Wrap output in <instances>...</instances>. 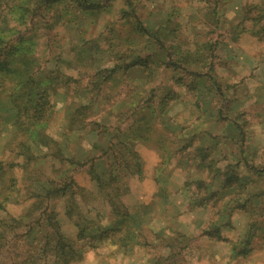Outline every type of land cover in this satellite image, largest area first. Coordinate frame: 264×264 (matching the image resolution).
Listing matches in <instances>:
<instances>
[{"label":"rangeland","instance_id":"1","mask_svg":"<svg viewBox=\"0 0 264 264\" xmlns=\"http://www.w3.org/2000/svg\"><path fill=\"white\" fill-rule=\"evenodd\" d=\"M136 2L157 36L160 28L163 45L134 35L129 38L122 29L121 12L126 10L123 0H112L105 11L78 22L64 20L54 30H49L54 12L50 9L33 41L41 70L58 66L75 79L67 90L53 95L52 118L46 132L65 146L70 144L67 152L81 159L99 155L90 149L95 143L105 148L109 140L94 132L75 135L67 127L71 112L85 103L82 88L90 73L97 72L76 59L85 56L79 45L100 34L109 38L113 35V43L123 40L131 48H140L126 57L127 63L133 58L145 59L153 70L147 74L149 70L134 69L118 77L117 85L105 84L89 119L94 123L109 120L113 129L120 127L121 142L132 148L144 164L143 178L129 179L130 192L125 201L133 208L140 206L134 225L142 227L143 243L147 245L134 244L124 253L118 248L114 234L108 231L114 218L106 204L93 200L95 186L86 175V167H80L75 179L86 189L84 199L76 197L87 218L82 225L102 242L93 241L96 249L88 250L79 264H157L159 256L163 259L158 264H264V12H258L257 18L246 14L248 7L261 2L231 0L225 9L218 8L220 14L216 17L204 1ZM26 28L31 30L29 24ZM110 28L115 30L112 34ZM29 30L24 37L30 35ZM23 34L24 28L18 29L11 38ZM213 50L214 60L203 62L207 52ZM206 64L215 67V78L227 94L224 102L208 91L209 76L203 77ZM110 66L108 59L107 65L103 61L96 64L97 70H103L102 76L110 73ZM11 76L0 78L1 93L12 90ZM147 76L149 86L145 84ZM192 81L196 82L195 90L189 87ZM197 82L206 87L201 89ZM151 89L155 113L140 111V115L137 112L138 116L130 117L137 110L136 101L148 98ZM132 90L136 92L131 97ZM169 92L175 95L168 96ZM1 95L4 112L0 120V160L4 161L9 159L14 143L9 127L13 111L8 96ZM142 113L147 116L145 126L134 122ZM50 162L45 165L47 172L56 164ZM103 164V160L96 161L98 166ZM15 173L21 180L22 171ZM185 182L193 183L182 189ZM193 194L196 202L190 201ZM54 204L64 234L73 237L76 228L64 215L63 201ZM25 208L22 204L8 205L14 216ZM174 232L183 235L185 243L182 251L177 249L178 255L169 258L164 241L173 238Z\"/></svg>","mask_w":264,"mask_h":264},{"label":"trees","instance_id":"2","mask_svg":"<svg viewBox=\"0 0 264 264\" xmlns=\"http://www.w3.org/2000/svg\"><path fill=\"white\" fill-rule=\"evenodd\" d=\"M111 1L0 0V78L11 74L13 86L12 92L6 90L0 92V120L4 112L1 107L3 101L1 94H5L13 111L9 118V127L12 130L11 141L14 142L9 149V159L0 160V264H79L88 250L96 249L97 246L93 241L102 242L101 238L88 233V228L82 225L87 218L82 213L81 206L77 205L76 197L84 199L86 189L81 187L75 179V173L80 167H86V175L95 186L93 200L106 204L110 215L114 218L113 227L108 231L114 234L115 242L119 244L118 248H121L124 253L134 244L147 245L146 242L143 243L145 236L142 234V227L137 229L134 225V217L141 212V208L135 205L133 208L125 201L126 195L130 192L129 179L136 177L142 179L144 164L132 148L121 142L120 127L113 129L109 120L94 123L89 119L105 84L110 82L117 85L118 77L134 69L149 70L146 73L151 74L153 71L151 65L145 59L139 58H133L130 63H127L126 57L132 56L140 48L134 45L131 48L123 40L117 44L113 43L116 41L113 35L109 38L102 37L100 34L97 38L86 40L79 45L84 50L85 56H78L76 59L83 64L84 62L90 64L97 72L90 73L87 85L82 88L85 103L75 107L71 112L67 127L75 135L82 136L94 132L109 140L105 148L99 147L97 143L92 146L91 152H99V155L81 159L67 152L68 146L71 147L70 144L65 146L46 132L52 118L53 95L58 90H67L75 79L64 74L58 66L41 70L36 60V52L34 53L33 41L40 34L39 31L43 27L42 22L48 10L54 11L50 18L51 24L47 22L50 25L49 30H54L58 23H63L64 20L70 21L72 18L78 22L85 16L105 11L110 7ZM123 1L126 10L121 12L122 29L129 33V38L133 39L134 35V38L146 39L149 43L158 41L157 43L162 44L159 39L164 36L161 35L160 28L157 36L153 25L140 11V5L136 0ZM191 1H204L210 7L212 15L216 17L220 14L218 8L225 9L226 4L231 0ZM260 2L261 5L248 7L246 14H253L255 18L260 17L258 12H264V0ZM254 9H257V14L253 11ZM225 12L223 10V15ZM28 24L31 26V30L28 29L30 35L24 37L28 34L26 28ZM23 28L25 34L20 35L21 38H11L16 35L18 29ZM113 30L110 28V34ZM23 38L25 40H22ZM15 44L17 49L13 50ZM121 46L124 48L120 49ZM213 53L214 50L209 54L207 52L203 62L214 60ZM107 59L112 69L110 73L102 76L101 73L104 74V72L97 70L96 64L103 61L107 65ZM179 68L183 72L186 71L184 66ZM204 69L206 72L203 77L209 76L210 90L208 91L217 100L222 99L221 101L224 102L227 94L215 78L217 77L214 74L215 67L212 64H206ZM145 84L151 85L148 76ZM197 84L201 89L206 87L201 82ZM189 87L192 90L197 89L196 82L192 81ZM134 92L136 91L132 90L129 95L132 97ZM152 92H154L153 89L147 92L148 98L143 97L136 101L137 110H133L130 117L134 118L140 111L155 113L156 109L151 99ZM171 95L175 94L169 92L168 96ZM142 101L143 105L140 107L139 104ZM164 111L162 109L160 114L163 115ZM219 112L223 114L222 110ZM145 113L134 119V122L145 126L147 120ZM118 143H122L120 145L122 147H117ZM185 149H181L180 152H184ZM173 153L176 154L177 151L174 150ZM49 160L56 164L48 168L47 172L45 165ZM97 160H103L105 164L98 166ZM18 169L22 171L21 180L15 173ZM193 182H185L182 189L185 186L189 187ZM194 195L190 201L196 202ZM55 201H63L64 215L76 228L77 233L73 237L64 234ZM86 202L90 206L87 200ZM12 203L26 206L24 212L19 216L12 215L8 210V205ZM172 234L173 238L170 237L164 241V246L170 251L169 258H172V255L174 257L178 255L177 249L182 251L185 243L182 240L185 238L183 235L176 232ZM157 258L158 264V261L163 258L160 256Z\"/></svg>","mask_w":264,"mask_h":264}]
</instances>
